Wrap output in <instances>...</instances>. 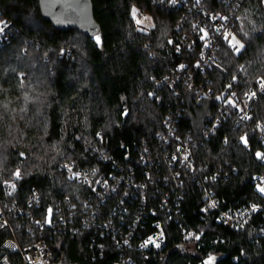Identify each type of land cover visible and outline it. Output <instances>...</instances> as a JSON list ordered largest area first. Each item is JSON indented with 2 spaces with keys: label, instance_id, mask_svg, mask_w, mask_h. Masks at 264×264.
Listing matches in <instances>:
<instances>
[{
  "label": "trees",
  "instance_id": "16d2710c",
  "mask_svg": "<svg viewBox=\"0 0 264 264\" xmlns=\"http://www.w3.org/2000/svg\"><path fill=\"white\" fill-rule=\"evenodd\" d=\"M91 2L100 27L99 45L75 30H55L41 17L38 0H0V22L12 23L8 42L0 44V192L2 184L20 169L18 196L23 200L37 191L40 213L46 215L57 200L79 204L88 194L84 186L66 178L59 169L62 163L109 170L110 164L88 149L89 144L113 160L125 161L128 156L133 161L140 150L156 146V134L168 117L176 120L173 124L183 134L198 135L216 113L213 98L226 85L231 84L235 102L241 103L264 80L262 0H245L235 21V37L245 47L235 52L230 45L220 46L213 65L196 76L197 83L211 91L198 105L195 93L182 84L156 87L152 80L164 76L166 63L172 62L168 39L178 34L179 12H167L148 0ZM204 3L215 12L222 1ZM133 9L147 13L152 26L145 30L136 27ZM149 53L157 54L161 61L150 58ZM196 59L197 50L183 51L173 65L187 64V71L194 74ZM259 123L264 125V91L252 101L244 126H235L228 117L194 151L197 162L210 172L225 162L235 168L214 189L220 209L248 203L264 206V196L252 182L264 175V160L256 156L264 149L251 131ZM99 132L102 147L96 140ZM241 133L248 141L246 147L237 143ZM185 189L184 219L196 228L199 239L185 240L176 225L168 224L165 248L134 254V264H204L209 256L213 257L211 264H264L263 212L254 215L244 229L235 230L217 224L212 213L200 217L199 192L191 183ZM91 234L84 230L55 236L50 246L54 261L115 264L118 254L109 239L101 241L103 255L92 258L86 246ZM10 260L15 264L17 256Z\"/></svg>",
  "mask_w": 264,
  "mask_h": 264
},
{
  "label": "built area",
  "instance_id": "2783aa9c",
  "mask_svg": "<svg viewBox=\"0 0 264 264\" xmlns=\"http://www.w3.org/2000/svg\"><path fill=\"white\" fill-rule=\"evenodd\" d=\"M148 1L167 12L180 13L175 25L178 34L168 39L172 62L166 63L168 70L164 76L152 80L156 87L182 84L186 90L195 93V104L198 105L204 97L211 96V91L203 89L196 76L208 70L216 60L217 49L230 45L228 40L236 36L234 24L245 0H219L222 3L215 12L207 10L204 0ZM147 16V13L136 10L135 18L132 12V21L136 27H147ZM1 22L0 44H3L8 42L12 23L9 20ZM205 32L207 36L202 40ZM144 50L149 51V46ZM194 50H197L194 74L187 71V64L173 65L181 52ZM149 57L161 61L155 53H149ZM263 91L259 82L240 103L235 102L231 84L226 85L222 93L213 98L217 105L216 113L198 135L193 136L189 131L183 134L177 124H173L176 120L168 117L162 131L156 134V146L140 150L133 161L128 156L125 161L113 160L100 152L98 146L89 144L88 149L92 148L104 164H110L109 170L100 166L75 168L70 161L62 163L59 169L66 178L84 186L88 194L79 204L69 199L57 200L51 208L49 224L46 213H40L41 197L37 191H32L23 200L18 196V181L22 174L19 169L20 177L13 174L2 184L0 192V264H13L10 260L13 255L17 256L15 264H60L54 261L50 248L53 238L84 230L92 233L86 245L92 258L103 255L105 245L102 240L112 241L118 254L115 264H134V254L164 249L165 226L168 224L176 225L183 238L191 240L197 231L185 221L182 210L187 183L194 185L200 194V217L212 213L217 224L235 230L244 229L259 212H263L264 217V206L256 203L220 209L214 189L229 177L230 171L235 173V168L225 162L224 166L210 172L194 156V151L215 135L224 119L232 117L235 126H244L250 118L252 101ZM229 100L232 103H228ZM251 131L264 149V125L256 124ZM242 136L245 137L244 133L239 135L237 143L245 146ZM96 140L102 147V133L97 134ZM252 182L255 190L264 196L256 187L258 184L264 186V175L253 178ZM211 204L215 207H209ZM254 204L258 206L255 211L252 210ZM150 236L155 243L145 245ZM260 236L264 238V220Z\"/></svg>",
  "mask_w": 264,
  "mask_h": 264
},
{
  "label": "water",
  "instance_id": "95a60500",
  "mask_svg": "<svg viewBox=\"0 0 264 264\" xmlns=\"http://www.w3.org/2000/svg\"><path fill=\"white\" fill-rule=\"evenodd\" d=\"M39 11L44 21L50 23L55 30H75L95 40L100 27L93 16L91 0H38ZM50 209V208H49ZM47 211V223L51 212ZM200 235H196V240ZM208 260L204 261L206 264Z\"/></svg>",
  "mask_w": 264,
  "mask_h": 264
},
{
  "label": "snow or ice",
  "instance_id": "6c2138e0",
  "mask_svg": "<svg viewBox=\"0 0 264 264\" xmlns=\"http://www.w3.org/2000/svg\"><path fill=\"white\" fill-rule=\"evenodd\" d=\"M173 2H174V0H173ZM262 2H264V0H262ZM135 13H136V9H133V17H134V18H135ZM214 18H215V17H214ZM221 19H227V18H226V17H221ZM0 23H3V22H0ZM137 23H139V21H137ZM2 31H3V28H0V32H2ZM201 31L203 32L204 30L201 29ZM206 36H207V32L204 33V36H202L201 39H202V40L205 39ZM226 39H227V35H226ZM95 40H96L97 45H99V44L101 43V40H100L99 35H97V36L95 37ZM228 43L230 44V46L233 48V50H234L235 52H240V50L243 49V48L245 47V45H244L243 43H241V41L238 40L235 36H232L231 39L228 40ZM177 50H179V49L177 48ZM181 67H183V65H181ZM233 79H235V77H233ZM260 88H261L262 90H264V80H261V81H260ZM149 95H151V93H150ZM253 95H255V94L253 93ZM228 103H232V101L229 100ZM241 141L245 144V146H247L248 141H247L246 137H243V136H242V137H241ZM21 155H23V154H21ZM256 156H257L258 159H260V160H264V153H261V152L257 151ZM14 175H15L17 178L20 177V171H19V169H17V171L14 173ZM77 175H79V174H77ZM12 187H15V185H12ZM256 187H257V190H258L259 192L264 193V186L258 184ZM209 207H215V204H211V205H209ZM257 207H258V206L255 205V204L252 205V210L255 211ZM49 212H51V209H49ZM144 243H145V245H146V244H148V243H155V241H154L153 238L150 236V237H148V239H147ZM142 246H143V245H142ZM158 246H159V245L157 244V247H158ZM212 260H213V257L209 256L208 261L206 262V264H211Z\"/></svg>",
  "mask_w": 264,
  "mask_h": 264
},
{
  "label": "rangeland",
  "instance_id": "374dc122",
  "mask_svg": "<svg viewBox=\"0 0 264 264\" xmlns=\"http://www.w3.org/2000/svg\"><path fill=\"white\" fill-rule=\"evenodd\" d=\"M146 18H147V27H144L143 28L144 30L145 29H148L149 27L152 26V19H151V17L150 16H147Z\"/></svg>",
  "mask_w": 264,
  "mask_h": 264
}]
</instances>
